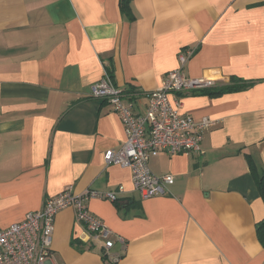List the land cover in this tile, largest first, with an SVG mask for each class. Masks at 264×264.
I'll use <instances>...</instances> for the list:
<instances>
[{
	"label": "crops",
	"instance_id": "1",
	"mask_svg": "<svg viewBox=\"0 0 264 264\" xmlns=\"http://www.w3.org/2000/svg\"><path fill=\"white\" fill-rule=\"evenodd\" d=\"M179 67L200 80L219 71L213 87L233 76L249 85L215 97L171 94L182 114L218 123L203 133L201 153L149 158L153 173L174 182L167 195L143 199L128 168L104 162L125 134L89 87L107 80L138 114ZM252 165L264 171V0H131L128 15L118 0H0V228L67 187L123 186L115 202L86 203L127 240L117 264H264ZM80 234L72 207L55 214L53 264H104Z\"/></svg>",
	"mask_w": 264,
	"mask_h": 264
},
{
	"label": "built area",
	"instance_id": "2",
	"mask_svg": "<svg viewBox=\"0 0 264 264\" xmlns=\"http://www.w3.org/2000/svg\"><path fill=\"white\" fill-rule=\"evenodd\" d=\"M180 61L184 62L183 55ZM209 73L216 76L219 71ZM213 84V79L189 77L180 67L175 68L167 72L162 84L149 93L147 106L138 114L122 101L121 89L107 80L90 85V96L105 100L112 106L119 115L125 134V140L118 149L104 152V162L128 168L132 188L141 198L167 195L169 186L174 182L172 174L156 175L151 171L148 164L151 156L160 152L199 154L202 152L200 143L203 133L218 123L217 119L210 117L195 119L182 114L180 101L171 99V94ZM123 190V186L104 192L87 188L75 194L71 187H67L46 198L39 210L27 212L21 221L0 228V264H53L51 240L54 216L66 207L74 209L76 224L81 228L77 238L86 244H97L104 264H117L127 251V240L113 235L86 203L93 198L115 202L118 193Z\"/></svg>",
	"mask_w": 264,
	"mask_h": 264
},
{
	"label": "trees",
	"instance_id": "3",
	"mask_svg": "<svg viewBox=\"0 0 264 264\" xmlns=\"http://www.w3.org/2000/svg\"><path fill=\"white\" fill-rule=\"evenodd\" d=\"M130 1L131 0H118L119 10L125 15H128L130 13ZM230 80L231 81L229 84L220 86V87L209 86V87L197 88L198 89L197 93L207 94L209 96L215 97V96L222 95L224 93L245 89L249 85L248 82H244L241 79L234 77V76L231 77ZM251 168L253 170L252 173H253V177H254V180L257 186V190L264 204V171L256 172L253 165L251 166ZM255 233H256L259 243L264 248V218L261 219L256 224Z\"/></svg>",
	"mask_w": 264,
	"mask_h": 264
},
{
	"label": "bare ground",
	"instance_id": "4",
	"mask_svg": "<svg viewBox=\"0 0 264 264\" xmlns=\"http://www.w3.org/2000/svg\"><path fill=\"white\" fill-rule=\"evenodd\" d=\"M209 72H210V71H209ZM214 77H215V76H211L210 73H209V76L206 77V79H209V78H210V79H214Z\"/></svg>",
	"mask_w": 264,
	"mask_h": 264
}]
</instances>
